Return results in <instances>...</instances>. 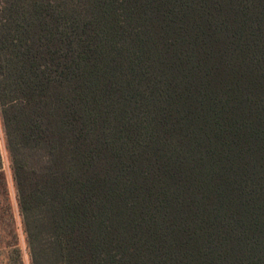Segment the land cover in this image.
Returning a JSON list of instances; mask_svg holds the SVG:
<instances>
[{
	"label": "trees",
	"instance_id": "1",
	"mask_svg": "<svg viewBox=\"0 0 264 264\" xmlns=\"http://www.w3.org/2000/svg\"><path fill=\"white\" fill-rule=\"evenodd\" d=\"M0 112L31 264H264V0H0Z\"/></svg>",
	"mask_w": 264,
	"mask_h": 264
},
{
	"label": "rangeland",
	"instance_id": "2",
	"mask_svg": "<svg viewBox=\"0 0 264 264\" xmlns=\"http://www.w3.org/2000/svg\"><path fill=\"white\" fill-rule=\"evenodd\" d=\"M0 264H31L0 112Z\"/></svg>",
	"mask_w": 264,
	"mask_h": 264
}]
</instances>
